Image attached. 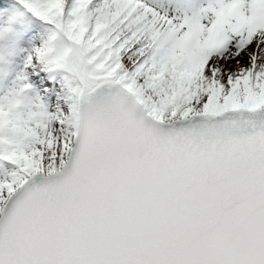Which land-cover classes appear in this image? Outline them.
Segmentation results:
<instances>
[{
  "label": "snow or ice",
  "instance_id": "obj_1",
  "mask_svg": "<svg viewBox=\"0 0 264 264\" xmlns=\"http://www.w3.org/2000/svg\"><path fill=\"white\" fill-rule=\"evenodd\" d=\"M0 264H264V0H0Z\"/></svg>",
  "mask_w": 264,
  "mask_h": 264
}]
</instances>
